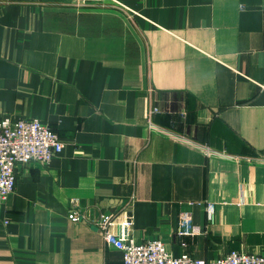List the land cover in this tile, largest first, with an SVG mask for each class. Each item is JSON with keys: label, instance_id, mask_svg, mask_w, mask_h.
<instances>
[{"label": "crops", "instance_id": "0c3cea01", "mask_svg": "<svg viewBox=\"0 0 264 264\" xmlns=\"http://www.w3.org/2000/svg\"><path fill=\"white\" fill-rule=\"evenodd\" d=\"M119 1L0 0V119L63 143L0 199V264H122V207L175 255L264 254L262 0Z\"/></svg>", "mask_w": 264, "mask_h": 264}, {"label": "built area", "instance_id": "2783aa9c", "mask_svg": "<svg viewBox=\"0 0 264 264\" xmlns=\"http://www.w3.org/2000/svg\"><path fill=\"white\" fill-rule=\"evenodd\" d=\"M114 6L129 10L121 1L110 0ZM264 32V0H262ZM264 56V48H263ZM264 88V82L260 84ZM60 135L47 124L37 119H0V199H4L15 184L17 170L32 162H49L60 153L63 143ZM207 218L213 221L212 208L208 207ZM80 214L70 211L68 217L80 219ZM94 224L106 242L117 245L122 251V264H264V254L232 249L225 255L205 259L193 258L188 253L175 255L165 249L159 239L136 240L131 234L132 216L125 207L112 213H100ZM176 232L197 234L203 229L192 221L190 211L179 215Z\"/></svg>", "mask_w": 264, "mask_h": 264}]
</instances>
